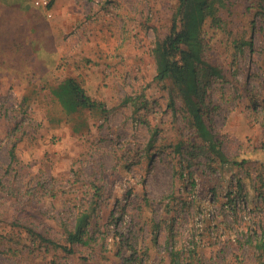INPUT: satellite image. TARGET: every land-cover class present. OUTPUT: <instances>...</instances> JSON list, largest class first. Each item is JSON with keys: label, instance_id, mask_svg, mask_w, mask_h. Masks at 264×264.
I'll list each match as a JSON object with an SVG mask.
<instances>
[{"label": "rangeland", "instance_id": "rangeland-1", "mask_svg": "<svg viewBox=\"0 0 264 264\" xmlns=\"http://www.w3.org/2000/svg\"><path fill=\"white\" fill-rule=\"evenodd\" d=\"M31 1L0 0V264H264V0H213L225 32L202 27L227 162L199 158L195 190L174 150L200 142L154 79L177 0H53L51 18ZM67 77L107 114L65 115ZM81 211L89 241L70 246Z\"/></svg>", "mask_w": 264, "mask_h": 264}, {"label": "trees", "instance_id": "trees-1", "mask_svg": "<svg viewBox=\"0 0 264 264\" xmlns=\"http://www.w3.org/2000/svg\"><path fill=\"white\" fill-rule=\"evenodd\" d=\"M207 19L210 20L212 29L225 32V24L218 16L213 0H177L168 34L157 40L152 49L154 79L167 84V107L174 116H180L192 128V137L200 142H192L188 150H182L183 143H177L174 150L178 156L174 175L183 185L189 183L193 190L196 188L193 166L199 158H204L203 164L206 167L214 159L219 165L227 162L226 156L220 150L221 142L215 139L208 125L210 118L205 121L216 109V105L207 95V90L212 84L224 81L222 70L205 57L201 30ZM50 94L67 116L82 111L100 116L107 114L104 104L92 99L74 77H67L51 87ZM26 101L24 97L23 104ZM59 121L61 120L55 118L49 120L52 125ZM89 216L88 212L81 211L75 217L72 231L66 236L68 245L88 244ZM64 251L71 253L70 248H64ZM189 251L188 258L191 256V250ZM168 252L170 264H183L180 252L172 248ZM194 257L197 258L195 253ZM197 264L203 263L198 261Z\"/></svg>", "mask_w": 264, "mask_h": 264}, {"label": "built area", "instance_id": "built-area-1", "mask_svg": "<svg viewBox=\"0 0 264 264\" xmlns=\"http://www.w3.org/2000/svg\"><path fill=\"white\" fill-rule=\"evenodd\" d=\"M53 0H32L31 4L34 8H40L46 11V16L51 18V6Z\"/></svg>", "mask_w": 264, "mask_h": 264}]
</instances>
